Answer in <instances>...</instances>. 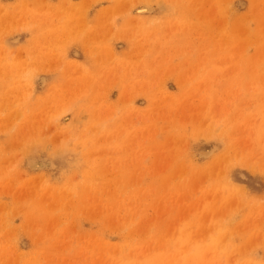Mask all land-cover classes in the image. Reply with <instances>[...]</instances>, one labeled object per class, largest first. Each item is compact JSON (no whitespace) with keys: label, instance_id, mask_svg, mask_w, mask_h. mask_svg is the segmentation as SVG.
I'll list each match as a JSON object with an SVG mask.
<instances>
[{"label":"rangeland","instance_id":"374dc122","mask_svg":"<svg viewBox=\"0 0 264 264\" xmlns=\"http://www.w3.org/2000/svg\"><path fill=\"white\" fill-rule=\"evenodd\" d=\"M0 264H264V0H0Z\"/></svg>","mask_w":264,"mask_h":264},{"label":"bare ground","instance_id":"6f19581e","mask_svg":"<svg viewBox=\"0 0 264 264\" xmlns=\"http://www.w3.org/2000/svg\"><path fill=\"white\" fill-rule=\"evenodd\" d=\"M146 10V9H145ZM206 153V152H205ZM208 155V154H207Z\"/></svg>","mask_w":264,"mask_h":264}]
</instances>
